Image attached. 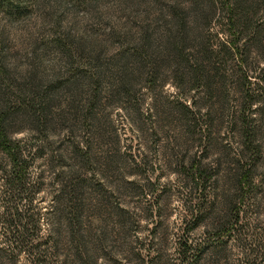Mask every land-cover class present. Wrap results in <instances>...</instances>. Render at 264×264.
<instances>
[{"label":"rangeland","instance_id":"obj_1","mask_svg":"<svg viewBox=\"0 0 264 264\" xmlns=\"http://www.w3.org/2000/svg\"><path fill=\"white\" fill-rule=\"evenodd\" d=\"M189 1L28 0L9 8L0 3V68L5 75H0V107L13 110L6 136L17 142L27 165L25 190L5 191L10 161L0 148V264L38 263L37 254H14L3 242L9 206L29 216L34 230L28 245L42 244L40 264H246L248 247L263 243L264 92L249 111L259 145L252 159L240 150L238 114L243 94L257 91L256 73L264 71V37L259 50L248 43L249 33L242 36L239 47L247 44L241 62L240 53L226 52L223 0H197L213 12L183 61L202 63L211 90L194 91L202 104L195 125L187 127L178 108L173 32L178 8ZM170 6L177 8L175 16L167 15ZM255 9L258 17L263 5ZM143 27L156 52L150 46L128 62L131 93L125 95L119 92L118 76L97 67L88 45H99V57L121 65L122 54L133 53ZM80 45L86 47L84 55H74L70 63L66 50L74 54ZM77 66L84 75L76 74L81 76L76 87L66 91L64 81ZM49 85L53 90L44 93ZM36 95L43 102L53 97L41 130L20 101ZM249 158L252 184L242 192L233 178ZM194 161L211 174L205 195L214 201L212 212H221L227 202L223 195L241 210V227L223 236L221 246L209 217L183 234L188 206L197 201L185 176ZM72 172L82 179L74 200L75 225L70 224ZM18 220L25 223L22 215ZM185 237L196 251L182 261L179 248ZM72 240H78V249ZM259 249L263 257L256 263L264 264V247Z\"/></svg>","mask_w":264,"mask_h":264},{"label":"trees","instance_id":"obj_2","mask_svg":"<svg viewBox=\"0 0 264 264\" xmlns=\"http://www.w3.org/2000/svg\"><path fill=\"white\" fill-rule=\"evenodd\" d=\"M22 1L28 0H0V3L9 8L11 3L19 4ZM35 1V0H34ZM255 0H223V10H224V18L225 29L229 31V39L226 41L227 53H233V50L237 53H240L241 62L244 57V43L241 44L242 48L239 47V42L242 40V36L244 34H248L250 36V40L248 43L252 42L256 48H262L261 45L263 43L262 35L264 37V0H257L259 4L263 5V11L260 16H256L255 6L258 5ZM186 8H178V24L176 25L174 34L177 35V41L174 44L175 47H178V108L180 113L185 121L187 127H192L195 125V111L200 109V105L202 104L199 98L194 94V91L199 88L210 92L211 90V81L209 77H204V67L201 62L196 63H188L186 61L188 57V53L185 51L190 50L192 47V39L201 31V27L208 23L209 17L213 12L211 5L203 4L201 5L197 0H191L187 4ZM16 8V7H15ZM176 7L170 6L167 11V15L170 17L176 15ZM180 10V11H179ZM190 17V19L188 17ZM255 17V18H254ZM189 19V20H188ZM150 31L147 27H143L138 42L133 47V53H123L122 64L120 65L117 62H108L104 61L101 57H99L101 53V48L99 45H94L93 43L88 45V50L92 51L91 55L94 58V62L97 63V67L102 70L110 69L113 72L114 76H118L120 80L119 84V92L125 95L131 93L129 89L130 79L126 76L127 64L128 62L135 56L141 55L145 53L147 48L151 46L150 41ZM243 43V42H242ZM200 45V43H199ZM83 45L77 46L74 54H71L69 50H66V56L70 63L75 61L74 55L83 56L84 55ZM259 49V50H260ZM155 46H151V52L155 53ZM205 51V48H203ZM264 54V47L261 49ZM128 52V51H127ZM207 53V51H205ZM211 51H209V54ZM90 57V56H89ZM210 58V56H208ZM100 59V60H99ZM140 60V59H138ZM264 60V57H262ZM188 61V60H187ZM187 63V64H184ZM138 65V64H137ZM115 66V67H114ZM139 66V65H138ZM154 66V65H153ZM84 71H80L78 66L75 67V72L73 71V76L67 78L64 81L65 86H67L66 91H71L76 87V82L81 77L80 75ZM218 72V68L215 67V73ZM4 75V70L2 67L0 68V75ZM149 74V72H148ZM256 86L257 91L255 93L247 92L242 96V100L240 102L239 109V121L241 123V151L247 152L249 156L254 158L257 155L258 147L257 144V131L250 122L249 111L252 110V105L256 101L259 100L260 96L264 92V71L262 68H259V72L256 73ZM80 76V77H79ZM245 80L246 77H245ZM53 85H49L47 91H43L44 93L50 94L51 90H53ZM42 96H33L30 100L26 101L25 97L21 98V102H26L25 108L27 111H30L32 119L36 124V129L41 130L46 122V116L49 110V106L53 99L50 96L49 100L42 101ZM19 107H17L18 109ZM14 116L13 110L10 107L3 108L0 107V148L3 152L9 157L10 161V169L5 171L4 178L7 183L6 189L11 190L14 187L21 193L25 190V174L27 170L26 161L20 157L19 155V145L11 142L6 136V123L9 118ZM190 122V123H189ZM241 155V154H240ZM242 156V155H241ZM243 157V156H242ZM249 158L248 164H239L238 170L234 174L233 178V186L238 190L245 192L244 188H248L252 183V175L251 168L253 166V160ZM197 162H192L189 165V168L186 170V175L188 182H190L191 193L196 196V203H190L188 206L189 218L184 223L183 234L188 232L189 229H192L193 226L197 225L199 222L203 220L209 219L212 224V232L214 235L218 237V246H221L223 241L221 240L223 236L233 232V227L237 226V230L241 227L242 224L239 223L240 208H237L236 205H232V198L229 196L223 195V199L227 202L222 208L221 212L214 213L211 208L214 204L212 199H207L205 195L206 185L211 181V174L207 171V167L198 165ZM82 187V179L76 175V172H72V177L69 180L68 188L70 198V204L72 207L71 214L73 216L70 219V224L75 225L77 222V214H76V204L74 203L75 199L79 197V190ZM239 195V193L237 194ZM235 198L237 196L235 195ZM212 203L211 205H208ZM211 206V208H209ZM8 209V208H7ZM208 209V210H207ZM8 212H6V216L8 217V222L5 228V235L3 236V242H6V247L10 249L14 254L24 253V252H32L37 254V264H40V253L41 243L35 242L30 243L28 245V236L34 230V227L30 229V223H27L29 220V216L18 213L17 208H12L9 206ZM214 213V215H209ZM22 215V219L25 223L17 224V221ZM14 218H17L15 220ZM19 221V220H18ZM30 222V220H29ZM32 225V224H31ZM32 227V226H31ZM29 233V234H28ZM75 243L76 249H78L79 242L78 240H72ZM262 242V241H261ZM260 247H264L263 243L252 244L248 247V256L246 257V264H258L257 260L262 259V254L260 253ZM2 247H0V252L2 251ZM196 251V246L193 244L192 240H189V237L182 238L180 241L179 255L182 259H187L190 254Z\"/></svg>","mask_w":264,"mask_h":264}]
</instances>
